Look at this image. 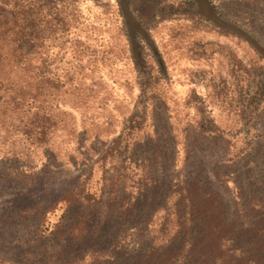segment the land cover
<instances>
[{
    "label": "rangeland",
    "instance_id": "rangeland-1",
    "mask_svg": "<svg viewBox=\"0 0 264 264\" xmlns=\"http://www.w3.org/2000/svg\"><path fill=\"white\" fill-rule=\"evenodd\" d=\"M210 1L240 34L203 3L195 15L134 0L151 38L132 43L116 0H80L70 33L0 70V264H140L165 246L184 181L219 194L229 218L236 185L264 190V113L246 107L264 78L248 40L264 48V0Z\"/></svg>",
    "mask_w": 264,
    "mask_h": 264
},
{
    "label": "trees",
    "instance_id": "trees-1",
    "mask_svg": "<svg viewBox=\"0 0 264 264\" xmlns=\"http://www.w3.org/2000/svg\"><path fill=\"white\" fill-rule=\"evenodd\" d=\"M116 1L129 41L133 43L139 37L150 40L149 28H144L133 10L134 0ZM183 1L186 13L199 15L198 8L203 3L207 10L201 14L204 19L214 20L225 31L229 28V32L240 34V29L228 27L230 22L217 16L210 0ZM79 3L80 0H0V70L29 67L30 61L39 58L47 44L53 46L56 40L70 33L76 27L73 21H77ZM169 6L173 11L179 10L174 3ZM248 40L264 57V48L253 41L254 37L250 35ZM33 67L38 70L39 66ZM23 93L19 94L20 99L18 93L13 97L15 112L26 102ZM28 100L35 105L38 93H31ZM263 102L264 78H261L248 99L247 110L263 116ZM38 107L35 105L34 119L39 116ZM255 120L252 115L246 120L247 130L255 129ZM200 131L216 133L209 126ZM236 189L235 213L229 218V206L219 194L205 188L200 181L192 179L189 185L184 181L177 190L179 199L169 205L170 228L165 246L159 245L145 254L140 264H264V190L244 197L242 187L236 185Z\"/></svg>",
    "mask_w": 264,
    "mask_h": 264
}]
</instances>
